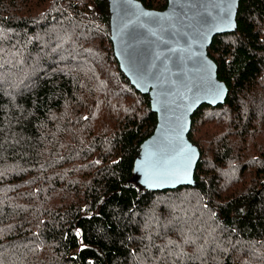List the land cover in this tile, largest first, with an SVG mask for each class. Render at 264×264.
Masks as SVG:
<instances>
[{
	"label": "trees",
	"instance_id": "obj_1",
	"mask_svg": "<svg viewBox=\"0 0 264 264\" xmlns=\"http://www.w3.org/2000/svg\"><path fill=\"white\" fill-rule=\"evenodd\" d=\"M207 52L227 93L191 114L195 183L152 190L133 164L156 113L107 0H0V264H264V0Z\"/></svg>",
	"mask_w": 264,
	"mask_h": 264
},
{
	"label": "water",
	"instance_id": "obj_2",
	"mask_svg": "<svg viewBox=\"0 0 264 264\" xmlns=\"http://www.w3.org/2000/svg\"><path fill=\"white\" fill-rule=\"evenodd\" d=\"M110 39L119 66L147 93L156 124L141 143L133 172L152 190L194 184L199 149L188 138L191 114L227 93L207 52L214 34L236 28L238 0H107Z\"/></svg>",
	"mask_w": 264,
	"mask_h": 264
},
{
	"label": "rangeland",
	"instance_id": "obj_3",
	"mask_svg": "<svg viewBox=\"0 0 264 264\" xmlns=\"http://www.w3.org/2000/svg\"><path fill=\"white\" fill-rule=\"evenodd\" d=\"M208 127H209V126H207V127H206V126H204V127H203L202 134H203L204 132H206V128H208ZM199 138H200V137H199ZM200 140H201V138H200Z\"/></svg>",
	"mask_w": 264,
	"mask_h": 264
}]
</instances>
